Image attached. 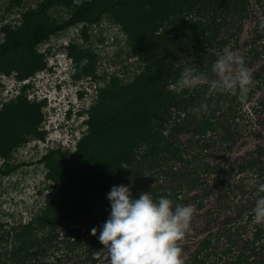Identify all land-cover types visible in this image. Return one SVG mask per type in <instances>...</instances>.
<instances>
[{"label": "trees", "instance_id": "obj_1", "mask_svg": "<svg viewBox=\"0 0 264 264\" xmlns=\"http://www.w3.org/2000/svg\"><path fill=\"white\" fill-rule=\"evenodd\" d=\"M38 2V7L22 11L19 24L7 23L1 29L4 37L0 40V72H16L18 91L15 100L0 111V156L5 161L0 166V177L9 176L25 164L9 162L18 146L30 143L31 138L47 144L45 130L51 133L54 129L45 110L47 99L29 97L31 91L36 94L39 88L28 79L47 67L46 55L39 49L41 43L71 26H81V35L88 40L87 27L109 16L127 34L142 67L129 86H107L101 90L97 102L87 111V131L74 150L67 154L60 145H52L38 159L47 167V178L60 181L61 186L40 214L25 224L14 225L15 233L7 231L6 240L11 236L19 244L0 254L4 264H10L8 259H12L11 264H55L38 256L52 247L63 250L57 260H66L74 250H81L88 264H99L103 245L98 239L99 231L92 235L91 229H99L100 214L111 210L107 193L113 185H129L135 198L141 192L152 191L154 198L167 196L174 204L203 207L211 192L203 179L205 175H224L222 185L233 192L237 187L241 193L245 192L242 183H231L233 173L252 169L256 177L264 178L262 145L256 147L255 156L231 163L227 174L223 170L217 172L204 160L211 154L209 133L221 127L225 128L223 142L236 138L229 119L217 116L216 111L223 105L234 111V100L240 96L238 90L235 95L209 93L207 82L179 92L170 87L186 66L204 74L211 70L217 54L242 30L243 20L249 16L250 0ZM53 7L66 8L68 16L61 21L53 19L49 13ZM258 32L253 42L264 41V28ZM237 41L238 38L236 44ZM260 48L247 43L249 65L264 54ZM68 51L74 62L73 78L87 75L94 80L95 53L75 41ZM84 58L88 62L81 67ZM263 69L252 73L250 88L254 91L264 86ZM201 103H207L208 110L197 115L192 109ZM257 104L252 108L254 112L264 111V95ZM184 132H192L195 139L182 142L179 136ZM261 184L262 181L258 186ZM196 188L202 189L201 194L191 195ZM36 226L46 228L45 232L34 235ZM1 240L5 237L0 236ZM237 241L230 237L225 252L226 256L230 254L228 261L216 263L209 252L202 255L213 246L211 237H206L192 257V264H264V222L255 224L252 238L239 250Z\"/></svg>", "mask_w": 264, "mask_h": 264}, {"label": "rangeland", "instance_id": "obj_2", "mask_svg": "<svg viewBox=\"0 0 264 264\" xmlns=\"http://www.w3.org/2000/svg\"><path fill=\"white\" fill-rule=\"evenodd\" d=\"M81 1L75 0L76 3H80ZM38 6V0H20L19 2L16 0H0V40H3L4 37L1 30L4 25L7 23L12 25L19 24L22 11ZM49 13L57 21L65 19L69 14L68 10L62 7H53L49 10ZM262 24H264V0H250L249 16L243 20V28L240 33L232 37L228 45L236 54L244 57L245 64L251 70V73L264 67V54H261L258 60L254 61V64L249 65L250 60L245 53L247 43L249 47L251 44L264 49L263 40L253 42V38L259 34L258 31L262 28ZM72 29L75 31V28ZM78 29H81V26H78ZM87 31L89 34L88 40L81 34L74 36L72 39L80 47L90 48L95 53L93 54V61L95 62L96 78L93 80L86 77L87 75L82 76L83 78L81 77L89 89L88 94L83 95L85 96L83 101L87 107L80 113H86L89 116L88 109L92 105H95L104 87L119 88L121 86H129L135 75L140 72L142 64L133 53L127 34L123 32L120 24L116 23L111 17L105 16L100 23L89 25ZM66 32H61L43 45H39L40 51L42 52L54 47L59 41L57 39H61L72 31ZM53 61L55 62L56 60L54 59ZM59 68L52 69L59 72L61 70ZM58 72L55 74V77H58ZM261 73L264 77V69ZM44 75L49 81L37 78V87H41L43 91H40L41 93L38 91L36 94L31 91L32 93L29 94L30 98H34L35 95L41 98L47 92L46 87L49 88L53 85L52 77H54V74L47 75L45 73ZM205 75L207 81L216 78L211 70ZM17 81L16 72L10 75L0 72V111L6 104L12 103L15 100L18 91ZM29 81H33V78L29 79ZM72 89L74 87L71 84H67V88L59 96L61 101L71 95ZM226 93L235 95V91ZM54 95L57 96V93L52 94V100H54ZM263 95L264 86L262 89L256 91L249 86V91L245 96L241 97L240 95L234 100V111L229 110L227 105H223V107L216 111L217 116L224 115V118L229 119L228 123L237 133L235 140H229L228 142L221 140L225 128L219 127L216 131L209 133L210 149L208 153L211 154H207L204 160L210 162L217 172L223 170L224 174H227L230 171L231 163L235 160L241 161L242 159L255 156L256 147L258 145L264 146V111L254 112L252 109L253 106L258 105L257 103L263 98ZM210 105H212V102H210ZM83 127V123L76 118L74 122L67 125V128H63L61 133L55 131L49 135L50 130H45L47 134L44 141L47 144L38 143L40 142L38 138H31L28 141L30 143L21 144L14 150L9 162L11 164L17 162L25 164L9 176L0 177V236L5 237V240L0 241V254L7 250L10 251L19 244L11 236H8L9 241L6 240L7 231L15 233L16 231L13 229L14 225L20 226V224H25L34 218L35 215L40 214L60 189V181L48 179L46 176L47 167L44 163L39 162L38 159L52 145L55 148L57 145H60V148L67 152V154L69 151L74 150V143L78 141V134L82 136L87 131V127ZM179 138L182 142L195 139L192 132H184ZM228 146H231V149H228ZM262 161L261 166L264 165V155L262 156ZM4 163V158L0 156V166L4 165ZM218 174L212 173L203 177L207 184H209L211 192L205 198L203 207L195 205L190 230L185 233L179 242L182 247L184 264H192V257L199 248L201 241L206 237H211L213 246L202 252V255L209 252V257L215 260L216 263H226L228 261L230 254L226 256L225 252L230 244V237L238 240V250L243 247V243L246 240L252 238V231L257 222L253 221L251 209L254 207L257 199L258 183L262 181L264 184V178L256 177L252 173V169L243 173H233L231 183H237L238 186L242 183L245 192L241 193V190L237 187L236 191L234 190L233 192L227 186H223L221 181L224 175L220 176ZM201 191V188H196L190 194H201ZM109 213L110 210L105 209L100 214L99 226H102L108 219ZM45 230L46 228L36 226L33 234L40 236ZM80 252L81 250H74L70 253V258L57 260V257L62 255L63 250L62 248L57 249L52 247L47 248L45 252H40L38 256L55 264H70L71 262L88 264L87 259ZM100 253L102 257L99 260V264H110L108 252L104 245L100 249ZM235 253H237V250ZM1 260L2 257L0 256V264H4V261L2 262ZM11 262L12 259H8V263L11 264Z\"/></svg>", "mask_w": 264, "mask_h": 264}, {"label": "clouds", "instance_id": "obj_3", "mask_svg": "<svg viewBox=\"0 0 264 264\" xmlns=\"http://www.w3.org/2000/svg\"><path fill=\"white\" fill-rule=\"evenodd\" d=\"M261 27L264 28V24ZM72 28H75V31ZM66 31L72 32L57 39L59 41L54 47L42 51L46 55L47 67L33 78L37 85V78L49 81L44 74H54L53 85L46 87L47 92L41 97L47 99L45 110L48 111L49 123L54 126L49 135L55 131L61 133L63 128H67L76 118L87 127L85 120L88 115L80 112L87 107L83 95L88 94L89 87L83 79L73 78L74 62L68 51V46L74 41L72 38L81 33L78 26H71ZM87 62V58L82 59L81 67ZM56 67L61 70L58 72L52 69ZM211 71L216 78L207 81L204 73L186 66L170 87L179 92L183 89H195L207 82L209 93L238 90L241 97L248 93L252 82L251 70L246 66L244 57L236 54L230 47L225 46L223 51L217 54ZM57 72L61 78L55 77ZM67 84H71L74 89L68 98L61 101L59 96L67 88ZM38 88L39 92L43 91L41 87ZM56 93L57 96L54 95L52 100V94ZM207 110V103H201L192 109L197 115ZM80 137L78 134V139ZM107 199L111 206L109 217L99 229L92 228L91 234L97 235L99 231L98 239L107 249L110 264H184L179 242L190 230L195 212L194 205L174 204L167 196L154 198L152 191L141 192L139 197L135 198L131 187L125 184L113 185L107 193ZM251 212L254 222H264V184L258 186V196Z\"/></svg>", "mask_w": 264, "mask_h": 264}, {"label": "flooded vegetation", "instance_id": "obj_4", "mask_svg": "<svg viewBox=\"0 0 264 264\" xmlns=\"http://www.w3.org/2000/svg\"><path fill=\"white\" fill-rule=\"evenodd\" d=\"M246 53V52H245ZM248 58V57H247Z\"/></svg>", "mask_w": 264, "mask_h": 264}]
</instances>
